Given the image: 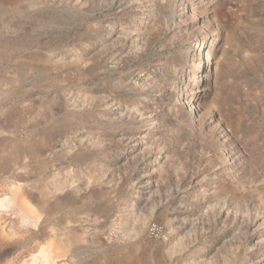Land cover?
<instances>
[{"label":"rangeland","instance_id":"obj_1","mask_svg":"<svg viewBox=\"0 0 264 264\" xmlns=\"http://www.w3.org/2000/svg\"><path fill=\"white\" fill-rule=\"evenodd\" d=\"M26 171L93 187L95 264H264V0H0V264H55Z\"/></svg>","mask_w":264,"mask_h":264},{"label":"crops","instance_id":"obj_2","mask_svg":"<svg viewBox=\"0 0 264 264\" xmlns=\"http://www.w3.org/2000/svg\"><path fill=\"white\" fill-rule=\"evenodd\" d=\"M86 176L91 180L90 175ZM14 177L15 183L20 184L18 190L15 187L16 207L32 221L39 242H46L43 248L45 257L55 259V264H80L78 258L83 259V255L88 254L91 262L85 264H95L99 260L96 253L97 231L103 225L101 220L108 215L104 204L97 202L93 187L86 194L74 192L73 196L67 197L62 186L60 193L50 196L39 190L34 175L16 172ZM63 178L62 173L60 179L63 181Z\"/></svg>","mask_w":264,"mask_h":264},{"label":"built area","instance_id":"obj_3","mask_svg":"<svg viewBox=\"0 0 264 264\" xmlns=\"http://www.w3.org/2000/svg\"><path fill=\"white\" fill-rule=\"evenodd\" d=\"M146 234L148 237L156 240H166L167 239V232L164 227L155 222L151 221L146 226Z\"/></svg>","mask_w":264,"mask_h":264}]
</instances>
